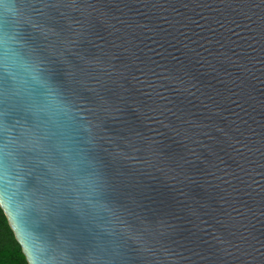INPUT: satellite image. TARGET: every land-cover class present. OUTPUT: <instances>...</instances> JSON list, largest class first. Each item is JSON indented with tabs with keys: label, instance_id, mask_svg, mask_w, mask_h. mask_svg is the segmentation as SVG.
Masks as SVG:
<instances>
[{
	"label": "water",
	"instance_id": "1",
	"mask_svg": "<svg viewBox=\"0 0 264 264\" xmlns=\"http://www.w3.org/2000/svg\"><path fill=\"white\" fill-rule=\"evenodd\" d=\"M15 4L90 129L21 157L62 264H264V0ZM88 176L111 214L69 206Z\"/></svg>",
	"mask_w": 264,
	"mask_h": 264
},
{
	"label": "clouds",
	"instance_id": "2",
	"mask_svg": "<svg viewBox=\"0 0 264 264\" xmlns=\"http://www.w3.org/2000/svg\"><path fill=\"white\" fill-rule=\"evenodd\" d=\"M0 7V207L28 264H62L65 254L53 250L35 222L34 214L46 215L47 210L27 188L29 173L21 157L42 151V142L50 138L54 128L63 137L57 147L65 151L73 139L71 125H78L83 132L90 129L27 42L15 0H0ZM16 112L23 115L16 116ZM78 182L81 192L69 205L76 215L84 219L87 215L112 213L102 198L98 178L88 176Z\"/></svg>",
	"mask_w": 264,
	"mask_h": 264
},
{
	"label": "trees",
	"instance_id": "3",
	"mask_svg": "<svg viewBox=\"0 0 264 264\" xmlns=\"http://www.w3.org/2000/svg\"><path fill=\"white\" fill-rule=\"evenodd\" d=\"M0 264H28L22 247L12 233L10 224L0 207Z\"/></svg>",
	"mask_w": 264,
	"mask_h": 264
}]
</instances>
